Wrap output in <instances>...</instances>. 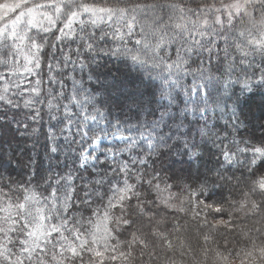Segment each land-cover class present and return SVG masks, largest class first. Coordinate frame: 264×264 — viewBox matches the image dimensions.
Returning <instances> with one entry per match:
<instances>
[{
  "label": "snow or ice",
  "instance_id": "snow-or-ice-1",
  "mask_svg": "<svg viewBox=\"0 0 264 264\" xmlns=\"http://www.w3.org/2000/svg\"><path fill=\"white\" fill-rule=\"evenodd\" d=\"M256 88L264 0H2L0 264H151L185 219L264 264Z\"/></svg>",
  "mask_w": 264,
  "mask_h": 264
},
{
  "label": "trees",
  "instance_id": "trees-1",
  "mask_svg": "<svg viewBox=\"0 0 264 264\" xmlns=\"http://www.w3.org/2000/svg\"><path fill=\"white\" fill-rule=\"evenodd\" d=\"M2 2V0H0ZM240 107L245 111L248 116V127L253 130V132L259 136V129L261 125H264V88H256L250 92H247L241 98ZM0 137H2L7 142H15L13 138V133L10 130H4L0 132ZM163 215V214H162ZM242 221L243 225L254 226V220L248 219L244 220L243 215L237 218ZM169 222L172 221V217H168ZM182 230L176 232L172 239L173 247L172 249H164L159 246L156 248L157 257L151 260V264H171L172 261L175 264H202L204 261V248L201 243L200 236L197 231V222L193 220H182ZM239 230V229H238ZM171 231V229H169ZM233 239V235H227L223 232L216 234V241L209 245L212 249L215 247V243L224 245L227 242L229 248L234 246H243V240L238 234V231ZM213 253L209 251L208 253V264H212ZM136 264H141L139 259V252H137ZM148 258L145 257V264H147Z\"/></svg>",
  "mask_w": 264,
  "mask_h": 264
},
{
  "label": "clouds",
  "instance_id": "clouds-1",
  "mask_svg": "<svg viewBox=\"0 0 264 264\" xmlns=\"http://www.w3.org/2000/svg\"><path fill=\"white\" fill-rule=\"evenodd\" d=\"M261 227H264V225H261Z\"/></svg>",
  "mask_w": 264,
  "mask_h": 264
}]
</instances>
